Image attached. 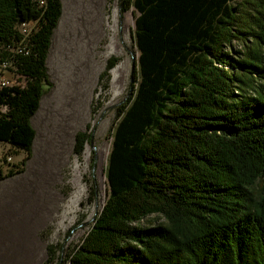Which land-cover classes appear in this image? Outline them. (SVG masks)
Wrapping results in <instances>:
<instances>
[{
	"label": "trees",
	"instance_id": "16d2710c",
	"mask_svg": "<svg viewBox=\"0 0 264 264\" xmlns=\"http://www.w3.org/2000/svg\"><path fill=\"white\" fill-rule=\"evenodd\" d=\"M130 6L137 71L111 134L107 198L65 261L264 264V0L121 1ZM60 16V0H0V61L23 79L0 89V142L25 153L21 165ZM21 24L26 54L9 51ZM88 137L75 134L74 153ZM152 217L162 221L143 224Z\"/></svg>",
	"mask_w": 264,
	"mask_h": 264
},
{
	"label": "rangeland",
	"instance_id": "374dc122",
	"mask_svg": "<svg viewBox=\"0 0 264 264\" xmlns=\"http://www.w3.org/2000/svg\"><path fill=\"white\" fill-rule=\"evenodd\" d=\"M121 1L60 0L45 61L49 85L31 120L30 157L21 165L25 153L0 142L1 175L20 171L0 180V264H68L66 254L107 198L111 134L137 71L135 11ZM112 58L116 63L100 84ZM17 81L23 84L22 77ZM77 132L89 135L80 154L74 153Z\"/></svg>",
	"mask_w": 264,
	"mask_h": 264
},
{
	"label": "built area",
	"instance_id": "2783aa9c",
	"mask_svg": "<svg viewBox=\"0 0 264 264\" xmlns=\"http://www.w3.org/2000/svg\"><path fill=\"white\" fill-rule=\"evenodd\" d=\"M39 3L42 4L43 0H39ZM19 31L22 35V39L19 41V43L16 44L15 47L11 50L12 53H23L26 54L28 52V49L25 45V38L28 35L30 31V27L26 24H21L19 27ZM19 78V75L16 73V69L13 66L12 59H3L0 61V89L4 87H9L15 84H18L17 79ZM9 159V157L7 158Z\"/></svg>",
	"mask_w": 264,
	"mask_h": 264
},
{
	"label": "crops",
	"instance_id": "0c3cea01",
	"mask_svg": "<svg viewBox=\"0 0 264 264\" xmlns=\"http://www.w3.org/2000/svg\"><path fill=\"white\" fill-rule=\"evenodd\" d=\"M61 13H62V11H61Z\"/></svg>",
	"mask_w": 264,
	"mask_h": 264
}]
</instances>
